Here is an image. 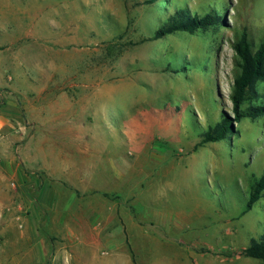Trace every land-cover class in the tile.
<instances>
[{"label": "rangeland", "instance_id": "1", "mask_svg": "<svg viewBox=\"0 0 264 264\" xmlns=\"http://www.w3.org/2000/svg\"><path fill=\"white\" fill-rule=\"evenodd\" d=\"M180 10L218 14L217 24L151 39ZM244 31L256 51L264 0H0V62L9 65L12 50L28 49L42 68L30 93L39 105L50 93L51 64L75 72L53 91L76 95L83 129L0 132L7 156L31 155L35 199L44 183L65 187L53 194L61 207L54 221L40 224L34 258L32 234L20 226L30 213L25 198L20 220L12 215L18 204L6 208L0 264H262L240 253L264 236V193L243 213L264 175V116L243 118L226 140L195 150L210 127L233 116L234 44ZM257 89L264 100V82ZM6 96L1 106L16 109ZM253 104L264 102L243 109ZM24 118L11 121L19 128ZM24 141L32 149H20ZM47 157L79 163L44 164ZM71 203L68 223L59 225L55 217ZM92 211L103 218L97 232Z\"/></svg>", "mask_w": 264, "mask_h": 264}, {"label": "crops", "instance_id": "2", "mask_svg": "<svg viewBox=\"0 0 264 264\" xmlns=\"http://www.w3.org/2000/svg\"><path fill=\"white\" fill-rule=\"evenodd\" d=\"M40 40L44 39L41 38ZM48 47L49 46H47V49ZM51 49H53V47ZM27 50L28 49L24 47L19 48L16 51L12 50L14 53L10 56L9 65H3L2 62H0V97H3L4 95L5 97H7L6 95L8 94L10 97L11 106L16 108L10 109L12 111L11 112L5 106H1L0 104V132H4L5 129H10L12 130V133L14 131L28 133L30 128H32L33 126H41L44 128V130H46L48 127H54L58 125L60 127H66L67 129H65V131L74 130V132L81 133L83 129L82 123L80 121L81 116L80 114H77V102L75 97L76 95H70L66 91L57 94L53 91V89L57 85H62L67 80L74 81V79L76 78L75 72H68L67 70V72L65 70L57 72L56 68L53 67L55 63L51 64L50 78H48L47 81H44V84L46 85L45 87L49 88V96L40 99V101H42L41 105L32 103V98L30 97L31 89L37 90L32 80L34 78L41 77L40 74L42 68L39 65H35L31 62V60H29L27 56ZM40 84L43 83L40 81L39 85ZM73 84L75 83L73 82ZM8 86L10 87L11 92H7V94H4L1 89H4ZM20 87L21 89H19ZM30 107H33V112L30 110ZM23 114L25 117L24 123L23 121H20L18 123V128L14 125V123H12L11 118L18 115L23 117ZM50 130H52V128ZM6 144L7 143L3 142V140L0 141V226H2L3 224V214L6 211V208H8V210L13 209V207L18 204V207L14 210V213L12 212V215H16L17 220H20L21 217H23L22 215H19V213H23V208L20 206V204H22V197H24L27 202V214L28 210H30V213L27 215L28 217L22 218L25 219L26 224L22 223L20 226L23 228L26 225V227L32 234V238L30 242H28V244L33 246L32 250L34 258V253L36 250L35 238L40 234V224L42 223L43 225H47L49 222L54 221L53 212L60 210L61 207L59 204H57V201L53 197V194L55 192L60 193L61 187L62 189H65V187L59 182L55 185H51V183L49 182L46 184L44 183L42 185L41 197L35 199L33 192L37 188L36 182L39 183V179H35L33 173L29 172V170L32 169L31 164L33 161L31 155L26 154L25 157L21 158V160H19L18 157L12 158L11 154L10 156H7V152L5 150ZM20 149H32L31 142L24 141V143L20 146ZM74 158L75 157H59L58 159L54 157L51 159L50 157H47L45 158L44 164H78L79 162H77ZM49 159H51V161H49ZM22 163L26 167L24 170L21 167ZM14 182L17 186L15 184H12ZM15 186L16 188H14ZM72 204L74 203H71V205L66 208L64 207V209L61 211V213H63L62 215H60L61 217H55L59 225H66L68 223L69 216L74 210L72 208ZM40 206L44 208V213L40 211ZM74 217L75 216L71 217V221L75 220ZM100 218L102 217H98V213H96L95 211L90 216V222L92 224L91 226H93V229H95L96 232L98 230L99 224L103 219ZM111 220L113 222L112 218ZM106 223V226H109V219H107ZM111 231L112 226L107 231V233L109 234L111 233ZM50 240L49 243H53ZM70 241L74 240L70 238ZM45 242L43 241L42 243L44 252L46 250L44 245ZM109 243H111V241L108 237L107 245H109ZM91 244L97 246L96 237L91 238ZM66 252H68V250H66Z\"/></svg>", "mask_w": 264, "mask_h": 264}, {"label": "trees", "instance_id": "3", "mask_svg": "<svg viewBox=\"0 0 264 264\" xmlns=\"http://www.w3.org/2000/svg\"><path fill=\"white\" fill-rule=\"evenodd\" d=\"M217 17L218 14L207 13L204 16H198L180 10L175 15L170 16L153 33L151 39H163L178 32L195 33L197 31H207L210 27L217 24ZM234 50L237 56L236 66L238 74L234 81L231 96L233 116L224 115L215 126L210 127L203 134L202 141L195 147V150L209 143H218L226 140L234 132V123L240 122L243 118L255 119L264 116V105L262 104H253L249 108L243 109V106L247 102H264L262 92L257 89V83L264 82V39L257 50L254 51L248 33L244 31L234 44ZM263 193L264 175L252 185L243 213L249 212L262 199ZM240 254L260 260L264 264V236L258 240H252L251 245L243 249Z\"/></svg>", "mask_w": 264, "mask_h": 264}]
</instances>
